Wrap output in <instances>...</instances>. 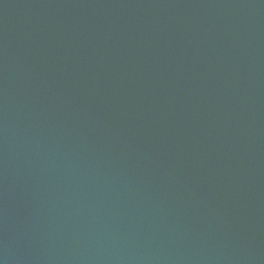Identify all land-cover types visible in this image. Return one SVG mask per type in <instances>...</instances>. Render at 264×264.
I'll list each match as a JSON object with an SVG mask.
<instances>
[{
  "label": "water",
  "instance_id": "95a60500",
  "mask_svg": "<svg viewBox=\"0 0 264 264\" xmlns=\"http://www.w3.org/2000/svg\"><path fill=\"white\" fill-rule=\"evenodd\" d=\"M0 264H264V0H0Z\"/></svg>",
  "mask_w": 264,
  "mask_h": 264
}]
</instances>
